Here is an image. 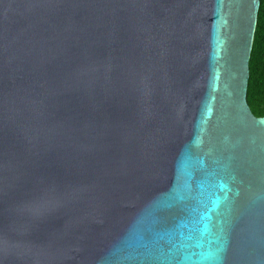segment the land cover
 I'll return each mask as SVG.
<instances>
[{"label": "water", "instance_id": "obj_1", "mask_svg": "<svg viewBox=\"0 0 264 264\" xmlns=\"http://www.w3.org/2000/svg\"><path fill=\"white\" fill-rule=\"evenodd\" d=\"M260 0H0V264H264Z\"/></svg>", "mask_w": 264, "mask_h": 264}, {"label": "trees", "instance_id": "obj_2", "mask_svg": "<svg viewBox=\"0 0 264 264\" xmlns=\"http://www.w3.org/2000/svg\"><path fill=\"white\" fill-rule=\"evenodd\" d=\"M249 69L247 102L254 116L264 118V0H260Z\"/></svg>", "mask_w": 264, "mask_h": 264}]
</instances>
